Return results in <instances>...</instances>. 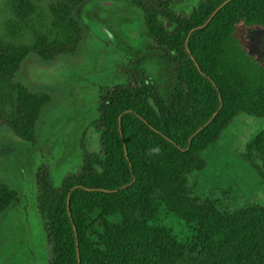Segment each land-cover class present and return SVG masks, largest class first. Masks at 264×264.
<instances>
[{"label":"trees","instance_id":"16d2710c","mask_svg":"<svg viewBox=\"0 0 264 264\" xmlns=\"http://www.w3.org/2000/svg\"><path fill=\"white\" fill-rule=\"evenodd\" d=\"M92 2H54V24L74 35L49 58L75 49L82 35L71 15ZM196 2L139 3L143 49L127 51L124 83L100 91L99 152L58 188L37 190L48 264H264V201L232 208L230 190L198 189L233 120L264 118V65L238 38L240 27L264 28V0ZM27 55L0 46V73L15 74ZM41 105L20 87L0 127L31 141ZM237 156L264 184V128ZM11 199L0 189V212Z\"/></svg>","mask_w":264,"mask_h":264},{"label":"rangeland","instance_id":"374dc122","mask_svg":"<svg viewBox=\"0 0 264 264\" xmlns=\"http://www.w3.org/2000/svg\"><path fill=\"white\" fill-rule=\"evenodd\" d=\"M55 1L0 0V46L28 49L18 72L0 73V113L7 119L13 116L20 87L42 101L31 141L0 127V189L13 197L0 212V264H48L37 190L58 188L68 174L82 168L84 155L99 152L100 91L126 81L131 62L127 51L143 49L139 3L148 11L156 0H93L81 16L71 15L82 35L75 49L49 58L56 42L74 35L71 24H54ZM196 1L172 0L171 6L189 9ZM238 38L264 65V28L240 27ZM263 128L264 118L237 116L208 151L199 191L230 190L232 208L263 202L264 184L237 156Z\"/></svg>","mask_w":264,"mask_h":264},{"label":"water","instance_id":"95a60500","mask_svg":"<svg viewBox=\"0 0 264 264\" xmlns=\"http://www.w3.org/2000/svg\"><path fill=\"white\" fill-rule=\"evenodd\" d=\"M110 4V2H105V5Z\"/></svg>","mask_w":264,"mask_h":264},{"label":"clouds","instance_id":"9594fccd","mask_svg":"<svg viewBox=\"0 0 264 264\" xmlns=\"http://www.w3.org/2000/svg\"><path fill=\"white\" fill-rule=\"evenodd\" d=\"M157 151H158V149H157Z\"/></svg>","mask_w":264,"mask_h":264}]
</instances>
